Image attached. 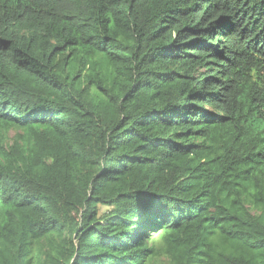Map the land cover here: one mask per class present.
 <instances>
[{"label": "trees", "instance_id": "16d2710c", "mask_svg": "<svg viewBox=\"0 0 264 264\" xmlns=\"http://www.w3.org/2000/svg\"><path fill=\"white\" fill-rule=\"evenodd\" d=\"M0 264H264V0H0Z\"/></svg>", "mask_w": 264, "mask_h": 264}, {"label": "rangeland", "instance_id": "374dc122", "mask_svg": "<svg viewBox=\"0 0 264 264\" xmlns=\"http://www.w3.org/2000/svg\"><path fill=\"white\" fill-rule=\"evenodd\" d=\"M14 132H15V131L11 129V130L7 133V136H12V135L14 134ZM105 209H106V207H103V206L100 208L101 211H103V210H105Z\"/></svg>", "mask_w": 264, "mask_h": 264}]
</instances>
